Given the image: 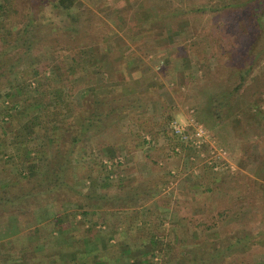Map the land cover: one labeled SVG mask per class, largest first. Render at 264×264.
<instances>
[{"label": "rangeland", "instance_id": "rangeland-1", "mask_svg": "<svg viewBox=\"0 0 264 264\" xmlns=\"http://www.w3.org/2000/svg\"><path fill=\"white\" fill-rule=\"evenodd\" d=\"M228 2L80 0L74 11L91 8L94 17L76 28L51 0L3 4L11 18L16 15L19 29L29 24L37 41L54 42L35 47L30 61L51 76L61 63L66 74L61 78L79 81L62 109L68 116L64 127L91 110L108 121L75 147L68 162L58 152L71 145L72 126L60 140L49 130L55 143L37 160L35 144L27 142L37 111L9 110L13 103L4 97L9 83L3 82L0 249L12 240L22 256L39 253L25 257L29 264H97L98 255L101 264H130L151 254L153 264H264V38L251 24L256 12L241 5L225 8ZM211 7L217 10H204ZM242 48L259 54L247 78L260 81L250 100L240 94L244 86L233 91L240 85L235 70L246 63ZM74 54L83 57L85 70L76 67L71 74ZM92 77V85L83 88ZM211 96L224 99V106L219 100L211 105ZM130 97L137 99L134 109ZM211 110H220L225 121L211 126ZM26 161H37L39 169L30 172ZM136 209L143 213L128 230ZM224 209L229 211L221 218ZM192 218L212 227H196ZM44 222L51 227L42 231L47 245L32 234ZM152 235L161 246H152ZM248 235L245 247L222 254L224 240ZM86 240L95 250L87 249ZM219 246L222 252L214 249Z\"/></svg>", "mask_w": 264, "mask_h": 264}, {"label": "trees", "instance_id": "trees-1", "mask_svg": "<svg viewBox=\"0 0 264 264\" xmlns=\"http://www.w3.org/2000/svg\"><path fill=\"white\" fill-rule=\"evenodd\" d=\"M53 3V7L59 9L62 14L66 15L69 17L73 23V26L76 28V26H79L80 23H82L84 20L90 21L94 17V12L91 8L89 9H84V11L81 9V11H74V9L77 8V6L80 3V0H51ZM4 3H11V0H0V62L3 63L2 66H0V86L4 84L5 82L8 84L9 87L8 90L4 93L5 99L10 103L12 102L13 104L11 105V108L9 110H17L19 107L24 108L25 111H29L30 113H33V110H36V113H33L31 115L34 119V126H31L30 129L28 130V140L27 142L29 143H34L35 145L31 147L32 151H35V156L37 160L38 158H44L47 157V147L50 146V144L55 143V139L53 137H50L49 130L53 132L54 135L57 136V138L60 140V137H62L63 133L67 130V126L69 125V128L72 126V129L74 133H71V139H70V144L66 151L64 153L58 152L62 158L66 159V162L69 161V156L73 153L75 150V147L83 141H87L86 139L91 135V132L97 130L100 128L101 123H105L108 121V116L103 117L101 116L100 113H98L95 110H91V112H87V114L84 116L83 119L78 122V124L75 123L73 124V121L69 122L68 125L64 127V122L65 119L68 118V116L65 115V108L67 107V102L70 101V99L74 96V91L77 88V85L79 84V81H77V84L72 82V83H66L63 78H66V74L63 72V66L61 63H58L55 65V68L59 73H54L52 76L47 73V71L44 69H40V64L35 61H30L31 54L33 55L35 53V47H43L44 43H54L53 41L46 40V37L44 38H35V35L31 34L30 30V25L26 24L25 27L20 28L18 27V23L16 21V15L15 13L17 12L18 9H16V12L14 10V18H11V13L10 11H5V6L3 5ZM236 5H241L243 6L246 10H252L256 12V15L253 16L254 21L251 24H253V27L257 29L258 31L263 32V38H264V0H245L242 2H238L237 0H230V2L224 4L225 8L228 7H234ZM204 10H217L208 8H204ZM84 15V17H83ZM67 28L72 29L66 24ZM244 38H238L237 42L241 44V41ZM40 41V42H39ZM264 43V41H262ZM63 46L61 45L59 47V51ZM55 48V47H53ZM233 53L235 54L234 57H236L238 52V47H233ZM230 49V50H231ZM245 56H246V63H243V67H238L235 70V73L240 77V85L236 86L233 91L238 92L242 89L244 86L245 88L243 91L240 93L245 99H251L252 96H255V93H252L255 87L257 86L258 83H260L259 80L255 81L252 79V81L248 82L247 78L250 76L252 73V68L253 65L255 64V60L258 59V53L256 51H253L251 53H247V51H244V48H242ZM65 51V49H64ZM63 51V52H64ZM62 53V51H60ZM78 55V54H77ZM229 58L232 57V53L227 55ZM233 58V57H232ZM72 65L71 69L69 71L71 74H75L76 72V67L78 68L77 70H85L83 64L84 60L83 57L78 55V57L74 54L72 57ZM30 61V62H29ZM28 63V64H27ZM51 66V65H50ZM53 68V67H51ZM50 68V69H51ZM56 71V72H57ZM12 75H17L16 77H12ZM63 77V78H61ZM94 77V76H93ZM92 77V80H89L83 84V88L89 87L92 85L94 78ZM11 78V80H10ZM255 79V78H254ZM4 82V83H3ZM58 82L60 85H58ZM230 91V92H233ZM76 92V91H75ZM260 92L259 87L256 89V94ZM233 94H230V98L232 97ZM125 96V95H124ZM216 96V95H215ZM211 96L210 98V104L212 105L213 102L216 100H219L218 97H213ZM229 100V99H228ZM226 101V100H225ZM219 102L217 103L219 106H224V99L216 101ZM250 102V101H249ZM252 102V101H251ZM129 107L134 109L135 105L137 104V99L134 97H130L128 100ZM70 104V102H69ZM216 104V103H214ZM213 104V105H214ZM240 103L236 102V113L239 110ZM121 108L123 106H120ZM64 108V111L62 109ZM215 110L216 106H214ZM70 109L71 105H70ZM9 110L4 111L5 116L9 115ZM210 110V109H209ZM209 111L207 113V116L211 122V126L215 125L216 123H223L225 121V116H223L219 110V112L216 111ZM132 114L135 113L134 110H131ZM240 112V111H238ZM131 114V113H130ZM142 116L145 117V114H142ZM124 118V117H122ZM140 118V117H138ZM173 116L169 117V121L173 120ZM33 122V121H32ZM119 122V121H118ZM68 128V129H69ZM121 129L118 130L120 132ZM123 133V132H122ZM61 134V135H60ZM142 141L145 143L147 140L145 138L142 139ZM66 142L65 144H67ZM182 144L180 141L177 144ZM180 144V145H181ZM183 146V145H181ZM31 151V152H32ZM108 156V155H107ZM27 160L32 158V155L30 152L26 154ZM108 159L112 162V164H115L114 158L109 157ZM28 170L30 172L36 171L39 169L38 162L33 161V162H28ZM63 166V165H61ZM62 169V167H61ZM52 173L56 174L58 172L52 171ZM52 174L49 175L47 178L49 183H52L51 179ZM58 180V177H57ZM138 200V199H137ZM229 211L227 210H222L219 211V216L221 218L225 217L226 213ZM142 210L141 209H136L134 213H131V219L129 224L127 225L128 230L133 227V225L139 220L140 215H142ZM24 214V213H22ZM87 214L86 212H83V215ZM195 218H192L191 221H193V224L196 227L203 226L210 228L212 226L206 225L203 221H199L195 223ZM54 221V220H52ZM56 223L60 224L62 222V217H56L55 218ZM163 223H160L158 225L162 226ZM50 222L47 224L44 222L40 224L38 227L32 231V234H39L41 235V241L44 242L46 245L49 242L46 240V235H44L45 229H50L49 227ZM145 225V224H144ZM52 229H55L53 227ZM53 231V230H52ZM31 235V231L29 233ZM251 236H245V237H240L234 240L229 239L224 240L226 243V247L222 249L221 246L215 247L214 249L219 252L221 251L222 254L229 252L235 253V250L239 246H246L245 244L248 242H251ZM158 236L152 235V246L154 247H159L162 245V241L157 239ZM252 244V243H250ZM85 245L87 246V249L89 251L95 250L96 245L91 248V244L88 240H86ZM120 246H124V250L126 249L127 251L131 252V246L129 245H123L120 243ZM207 248V246H206ZM205 248V249H206ZM19 247L11 242L6 243V247L4 249H0V264H20L18 262L23 261L25 264H29L26 260L30 259L31 257H37L39 253H30L27 252L22 256L21 250H18ZM209 249V246L208 248ZM40 256V255H39ZM26 257V258H25ZM155 255L151 254L150 259L147 258L145 260H132L130 264H153V259ZM173 257V255H172ZM149 259V260H148ZM196 261V260H195ZM193 260V264L195 262ZM97 264H101L100 256H97ZM246 262L249 261H244V262H238L236 260L234 264H248ZM85 264H91L90 262H87ZM251 264V263H250Z\"/></svg>", "mask_w": 264, "mask_h": 264}, {"label": "built area", "instance_id": "built-area-1", "mask_svg": "<svg viewBox=\"0 0 264 264\" xmlns=\"http://www.w3.org/2000/svg\"><path fill=\"white\" fill-rule=\"evenodd\" d=\"M176 127V126H175Z\"/></svg>", "mask_w": 264, "mask_h": 264}]
</instances>
